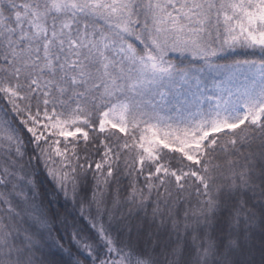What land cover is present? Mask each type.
Returning <instances> with one entry per match:
<instances>
[{"label": "snow or ice", "instance_id": "obj_1", "mask_svg": "<svg viewBox=\"0 0 264 264\" xmlns=\"http://www.w3.org/2000/svg\"><path fill=\"white\" fill-rule=\"evenodd\" d=\"M256 229L264 0H0V264H252Z\"/></svg>", "mask_w": 264, "mask_h": 264}, {"label": "trees", "instance_id": "obj_2", "mask_svg": "<svg viewBox=\"0 0 264 264\" xmlns=\"http://www.w3.org/2000/svg\"><path fill=\"white\" fill-rule=\"evenodd\" d=\"M47 190L52 192L51 198L57 202L58 205L64 204L63 196L54 193L51 185L46 184ZM264 240V234L258 229L254 230L251 239L248 241V247L251 249L250 255L247 259L252 261V264H264V250L261 248V241Z\"/></svg>", "mask_w": 264, "mask_h": 264}]
</instances>
